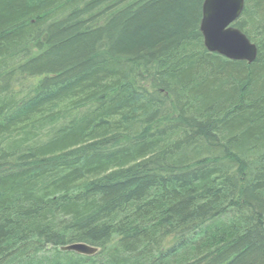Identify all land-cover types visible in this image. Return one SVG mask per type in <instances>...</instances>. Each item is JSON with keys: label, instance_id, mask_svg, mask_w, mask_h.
<instances>
[{"label": "trees", "instance_id": "trees-1", "mask_svg": "<svg viewBox=\"0 0 264 264\" xmlns=\"http://www.w3.org/2000/svg\"><path fill=\"white\" fill-rule=\"evenodd\" d=\"M203 1L0 0V264H264V0L252 63Z\"/></svg>", "mask_w": 264, "mask_h": 264}, {"label": "water", "instance_id": "water-1", "mask_svg": "<svg viewBox=\"0 0 264 264\" xmlns=\"http://www.w3.org/2000/svg\"><path fill=\"white\" fill-rule=\"evenodd\" d=\"M244 0H204L202 3L201 30L204 46L209 52H216L230 60L254 62L256 46L233 22L244 9ZM62 251H73L82 255H92L97 248L85 243L66 244Z\"/></svg>", "mask_w": 264, "mask_h": 264}]
</instances>
